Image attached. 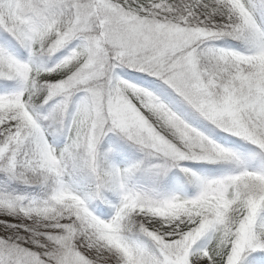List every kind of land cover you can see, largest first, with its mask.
<instances>
[{"label": "snow or ice", "instance_id": "obj_1", "mask_svg": "<svg viewBox=\"0 0 264 264\" xmlns=\"http://www.w3.org/2000/svg\"><path fill=\"white\" fill-rule=\"evenodd\" d=\"M0 264H264V0H0Z\"/></svg>", "mask_w": 264, "mask_h": 264}]
</instances>
